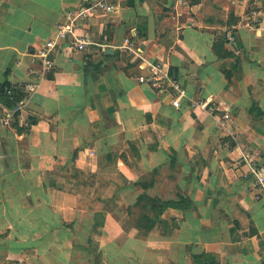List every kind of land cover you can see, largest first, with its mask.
<instances>
[{
  "label": "crops",
  "instance_id": "0c3cea01",
  "mask_svg": "<svg viewBox=\"0 0 264 264\" xmlns=\"http://www.w3.org/2000/svg\"><path fill=\"white\" fill-rule=\"evenodd\" d=\"M97 1L0 0V89L40 84L31 126L0 124V264H264L243 159L264 162V0H105L76 33L107 47L63 42L42 72L34 50ZM137 53L187 90L179 109Z\"/></svg>",
  "mask_w": 264,
  "mask_h": 264
},
{
  "label": "built area",
  "instance_id": "2783aa9c",
  "mask_svg": "<svg viewBox=\"0 0 264 264\" xmlns=\"http://www.w3.org/2000/svg\"><path fill=\"white\" fill-rule=\"evenodd\" d=\"M96 10L111 12L113 7L108 5L105 0H99L94 4L82 7L75 15L69 14L68 22L56 26L55 38L47 41L44 46L34 50L32 54L34 64L40 63L42 72L50 71L54 65L52 60L54 53L57 51L59 45L66 41H69L71 47L80 52H85L94 46L101 49L107 47L105 44L93 42L76 33L78 22L89 17ZM226 40L229 43H234L235 37L232 33H227ZM125 48L136 52L129 40H126ZM137 57L144 63L146 70V73L138 77L139 84L147 85L156 91L167 92L172 98V106L179 109L183 99L188 97L187 90L183 85L173 78L169 68L145 59L140 53H137ZM39 87V82L35 80H31L22 86L5 85L3 92L14 103V106L13 108H6L4 113L0 115V124L9 127L17 123L25 128H29L31 123L27 117L28 104ZM200 105L207 107L208 102H201ZM243 159L250 170L245 177L254 178L258 192L256 199L262 200L264 199V162H260L249 154L244 155Z\"/></svg>",
  "mask_w": 264,
  "mask_h": 264
},
{
  "label": "trees",
  "instance_id": "16d2710c",
  "mask_svg": "<svg viewBox=\"0 0 264 264\" xmlns=\"http://www.w3.org/2000/svg\"><path fill=\"white\" fill-rule=\"evenodd\" d=\"M4 87H5V85L2 86L0 89L1 96H2V98H5L8 103H11V104H9V106H10V108H12L14 106V103L11 102L10 99L3 92ZM148 201H149V204L147 206L151 207L152 209L158 208L157 210H159L158 213L160 215L168 208L185 210V209H188L192 206L191 201L187 198H184V197H180V199H178L176 201H161L159 199H150ZM146 219L149 222V224H151V226L154 224V221L151 218H149L148 216H146Z\"/></svg>",
  "mask_w": 264,
  "mask_h": 264
}]
</instances>
